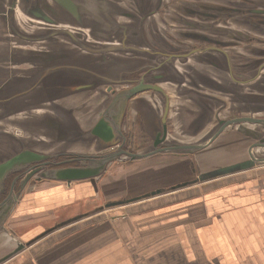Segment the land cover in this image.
Segmentation results:
<instances>
[{"label": "flooded vegetation", "instance_id": "flooded-vegetation-1", "mask_svg": "<svg viewBox=\"0 0 264 264\" xmlns=\"http://www.w3.org/2000/svg\"><path fill=\"white\" fill-rule=\"evenodd\" d=\"M261 1L0 0V151L11 150L0 163L24 149L53 156L9 172L0 182V205L14 198L16 206L30 187L47 182L97 186L98 179L67 183L46 179L45 174L58 168L84 167L99 156L118 152V148L145 157L173 152L177 144L169 140L173 132L168 122L169 86L177 85L181 94L206 93L200 86H187L188 80H180L186 75L177 69V61L196 54L204 60L203 50L211 49L220 60L229 62L233 75L249 79L250 96H255L254 90L262 91L258 108L264 112V0ZM74 6L75 10L69 9ZM33 14L37 20L29 17ZM117 59L120 62L116 66ZM43 74L59 76L54 81L55 88L59 85L57 88L68 89L49 95L43 81L30 83ZM44 78L48 83L51 80L46 75L41 77ZM146 85H156L163 92L145 90L131 96L121 129L124 139L115 147L96 151V145L90 143L92 139L82 132L95 126L117 94ZM78 86L88 87L77 89ZM230 97L229 103L218 105L240 113L216 120L213 131L220 128L221 121L254 118L241 113L253 109L254 101L245 105ZM156 103L165 119L160 133L164 127L167 132L157 147L162 135L147 134L149 124L145 123L154 114L152 106ZM68 114L64 125L59 123L62 115ZM254 119L264 121V117ZM246 125L260 126L261 130H256L264 139V123L246 122L227 126L213 142L232 131L249 139L250 145L258 142L245 134L251 129ZM137 159L122 154L110 165H125ZM15 206L7 213L1 210L0 234H8L6 221Z\"/></svg>", "mask_w": 264, "mask_h": 264}, {"label": "crops", "instance_id": "crops-1", "mask_svg": "<svg viewBox=\"0 0 264 264\" xmlns=\"http://www.w3.org/2000/svg\"><path fill=\"white\" fill-rule=\"evenodd\" d=\"M209 51L203 50L204 60L196 54L177 61L187 78L180 80L206 93L181 94L177 85L169 86L173 144L203 142L216 120L239 114L218 105L229 103L230 96L245 105L254 101L253 109L241 110L243 116L264 117L258 108L262 91L250 96V80L233 75L229 62ZM152 108L145 123L147 134L155 136L162 129L163 111L158 104ZM213 143L215 148L189 156L173 151L125 163L124 168L113 164L105 173L110 181L97 186L47 182L30 187L6 221L8 234H0V264H264V164L202 181L201 174L249 160L253 145L233 131ZM217 150L227 157L207 169ZM252 153L262 158L264 148ZM182 159L194 164L191 173ZM144 180H153L158 184L153 191L162 193L146 197L153 191ZM120 181L128 185L112 186ZM130 183L135 195H116ZM99 191L105 202L97 198ZM119 200L122 204L109 206Z\"/></svg>", "mask_w": 264, "mask_h": 264}, {"label": "water", "instance_id": "water-1", "mask_svg": "<svg viewBox=\"0 0 264 264\" xmlns=\"http://www.w3.org/2000/svg\"><path fill=\"white\" fill-rule=\"evenodd\" d=\"M71 10H75V6L70 8ZM30 18L37 20V15L29 16ZM116 48V47H112ZM115 65L117 66V63L120 61L115 60ZM114 64V63H113ZM117 68V67H116ZM115 68V69H116ZM114 75V74H111ZM115 76V75H114ZM88 86H78L77 89H82ZM145 90H157L162 91L161 88L157 87L156 85H146L142 86V88H134V89H128L123 92H120L117 94L112 102L110 103L109 107L107 108V111L105 114L98 120V122L95 124V126L88 131L82 132V135L84 137H88L92 139L91 144L94 143L96 145L95 150L100 151L104 148L109 147H115L117 143L124 139L123 133L121 131L122 129V123L125 117L128 101L131 96H133L136 93H139L141 91ZM163 92V91H162ZM168 107L165 109L164 118L167 115ZM165 122V119L163 120ZM249 122L251 124H260L264 123L262 120L254 119V118H244V119H237L234 121H221L220 128L217 129V131H213L212 134H210L206 140H204L200 144H177L174 148H172L174 152H180V153H195L197 151L203 150L210 146L213 141L218 137V135L225 130V128L233 123H246ZM166 129L164 127V132L160 133L158 132V136L162 135V138L156 142L155 147H157L158 144H160L163 140L166 138ZM245 134L249 136L255 137V139H259L258 142L254 143L251 146V152H250V159L238 164H234L228 167L217 169L210 173H205L200 175V180L205 181L209 180L218 176L227 175L231 173H235L238 171L246 170L249 168H252L256 165L264 164V157L258 158L255 156L252 151L258 147L264 148V139L261 137V134L258 132V130L250 129L248 131H245ZM78 143H82V140L80 139V134H78ZM120 149V150H119ZM118 152L111 153L109 155H103L95 158L94 160H91L86 166L84 167H69V168H58L50 170L45 174L46 179L55 180V181H61V182H67L71 183L73 181H83L86 179H91V181L95 182L96 179L101 177L105 171L107 170L108 166L112 164L113 161L118 160L119 156L122 154H125L128 158L131 159H137V158H143L147 155L144 154H129L125 151H122L121 148L117 149ZM52 155H45L38 152H34L29 149H24L21 153L13 156L10 159H7L0 163V182L4 179V177L11 171H13L16 168H19L23 165H27L31 162H38L42 160H46L49 158H52ZM162 193L161 190H157L154 192H151L146 195V197L153 196L156 194ZM115 204H122L121 201L116 202L114 204H109V206H113ZM15 206V199L11 198L9 201L5 204L2 203L0 205V212L2 209H5V212H9L13 209Z\"/></svg>", "mask_w": 264, "mask_h": 264}, {"label": "rangeland", "instance_id": "rangeland-1", "mask_svg": "<svg viewBox=\"0 0 264 264\" xmlns=\"http://www.w3.org/2000/svg\"><path fill=\"white\" fill-rule=\"evenodd\" d=\"M259 1H261V0H259ZM263 1V0H262ZM261 1V2H262ZM100 69V68H99ZM101 70V69H100ZM66 71V70H65ZM78 72H80V71H78ZM81 73V72H80ZM49 76L50 78H51V80H50V82L48 83L47 81H46V79L44 78L43 80L41 79V77H44V76ZM58 77L59 76H57V75H51V74H43L42 76L41 75H38V76H36L35 78H32L31 80H30V83L31 84H37L39 81H43L44 82V85L46 86V92L49 94V95H51L52 93H55V94H60V93H63V92H65L68 88H66V89H64V88H57V87H59V85L58 86H56V88H55V84H56V82L54 83V81L56 80V79H58ZM49 78V79H50ZM41 79V80H40ZM45 80V81H44ZM54 83V84H53ZM54 86H53V85ZM54 87V88H53ZM61 87H63V85H61ZM45 91V90H44ZM45 93V92H44ZM63 117V119H61L60 121L61 122H59V123H62V125H64V123L66 122V120L70 117L69 116V114L68 115H62ZM175 127H171V129L173 130ZM209 128V127H208ZM4 129V128H3ZM213 131V129L211 128V129H208V132L205 134V138H207L210 134H211V132ZM200 138V137H199ZM199 138L197 137V139L196 140H199ZM190 140H192V139H190ZM213 144L214 143H212L211 145L213 146ZM211 145L210 146H208L207 148H210L211 147ZM214 147V146H213ZM216 147V146H215ZM214 147V148H215ZM214 148H212V149H214ZM212 149L210 150V151H212ZM10 151L11 150H9V149H5V150H1L0 151V159L2 158V156L3 155H8L9 153H10ZM209 151V152H210ZM206 154H212V153H206ZM225 157H227V154L226 153H223V151H219V150H217L213 155H211V159H210V164H209V166H208V168L207 169H211V168H213V167H216V166H213V165H217V164H219V163H223V160L222 159H224ZM210 158V157H209ZM190 160V159H189ZM220 160H222L221 162H219ZM218 162V163H217ZM233 163V162H232ZM179 164H182V162H180ZM184 164H188L189 165V162L188 161H186V162H184ZM112 166H114V165H110V171L112 170ZM119 166H122L123 168H124V166L125 165H119ZM184 166H186V165H184ZM197 166V165H196ZM187 167V166H186ZM207 167V166H206ZM194 169V164L193 163H191L188 167H187V171H189L190 173H191V171ZM195 169H197V168H195ZM185 170V169H184ZM217 170V169H216ZM109 171V172H110ZM213 171H215L214 169H213ZM113 175H116L115 173H114V171H113ZM192 178V177H191ZM107 180V182H109L108 181V178H107V175L104 173L101 177H99L98 178V180H97V182L98 183H100V182H104V181H106ZM144 181H146V180H144ZM148 181V182H147ZM145 183H143L144 185H146L147 187H149V188H147V189H150L149 191H153V189L155 188V187H157V186H155V185H158V184H155V182L153 181V180H147ZM135 183H137L136 181H135ZM128 185V183L127 182H125V181H120V182H116V184L115 183H113L112 184V186H114V187H116V188H124L125 186H127ZM130 185L132 186V187H130V188H127L128 190H124V191H120V192H117L116 193V195H121V198L122 197H127V195L129 194V193H133V195H135V193H134V191H133V187H134V183H130ZM113 187V188H114ZM154 187V188H153ZM106 188V187H105ZM104 188V189H105ZM152 189V190H151ZM99 190V189H98ZM130 191V192H129ZM149 191H147V192H145V193H148ZM157 191V190H156ZM154 192V191H153ZM149 193H151V192H149ZM97 198L98 199H100L101 201H103L105 198L103 197V195H102V193H101V191H99L98 192V196H97ZM121 198H119V199H121ZM118 199V198H117ZM120 201V200H119ZM103 202H105V201H103ZM87 205H92L91 203H88Z\"/></svg>", "mask_w": 264, "mask_h": 264}]
</instances>
